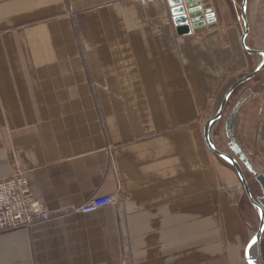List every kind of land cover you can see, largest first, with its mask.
I'll list each match as a JSON object with an SVG mask.
<instances>
[{
    "label": "crops",
    "instance_id": "crops-1",
    "mask_svg": "<svg viewBox=\"0 0 264 264\" xmlns=\"http://www.w3.org/2000/svg\"><path fill=\"white\" fill-rule=\"evenodd\" d=\"M183 2L0 0V179L17 165L53 213L0 234V264H247L256 209L204 128L262 56L242 47V0H208L199 32L173 16ZM245 14L264 51V0ZM222 124L212 145L231 155ZM235 135L264 168V98ZM94 193L116 203L73 211Z\"/></svg>",
    "mask_w": 264,
    "mask_h": 264
},
{
    "label": "water",
    "instance_id": "water-1",
    "mask_svg": "<svg viewBox=\"0 0 264 264\" xmlns=\"http://www.w3.org/2000/svg\"><path fill=\"white\" fill-rule=\"evenodd\" d=\"M202 4H204V9H206V19H204L202 12H201V7H200V2L199 0H184L183 3L172 9V14L173 16L179 18V21H184L185 16L190 17V22L191 26L189 23H185V30L186 32H189L190 27H192L196 32L203 31L204 26L210 25V26H215V22L213 19V13L210 10L208 0H201ZM245 4L246 0H242V9H241V16H242V23H243V33H242V47L243 49L252 55H264V51L262 50H255V49H250L246 46V36L248 32V23L246 20V14H245ZM178 21V19H177ZM217 33V30H214L211 34ZM264 67V58L263 62L256 67V69L250 73L249 75H246L245 77L239 79L234 83V85L229 89V91L226 93L221 106L217 113L207 122L204 128V133L205 137L207 139V143L212 150L213 153L221 156L224 158L226 161H228L232 167L236 170L241 184L244 188L245 194L248 197L249 201L251 204L255 207V209L259 212V227L258 230L256 231L253 239L251 240L250 245L253 243L257 244V255H258V263L255 261V264H263L262 260V255H261V248H260V240H261V233H262V228L264 226V173L256 171L250 160L249 157L244 153L243 149L240 147L236 140V135H235V124H236V119L239 111L241 110L243 104L251 97L250 94H246L240 97V99L235 103V105L232 107V109L229 111L227 117L225 118L224 121V134L227 139V145L230 151L232 152V155L222 153L217 151L211 141V130L214 127V125L217 123V121L222 117L223 109L225 106V101L230 92L239 86L240 84L246 82L248 79L252 78L255 76L262 68ZM246 168V170L251 174L252 178L256 182V184L259 187L260 194L258 196H253L249 185L246 181V178L244 176L243 170L241 166L238 164L237 160ZM246 259H247V264H253L248 256V251L246 253Z\"/></svg>",
    "mask_w": 264,
    "mask_h": 264
},
{
    "label": "built area",
    "instance_id": "built-area-1",
    "mask_svg": "<svg viewBox=\"0 0 264 264\" xmlns=\"http://www.w3.org/2000/svg\"><path fill=\"white\" fill-rule=\"evenodd\" d=\"M199 2L202 15L206 19L204 4L201 0ZM182 22L191 26L188 15ZM115 203L114 196H100L94 193L81 205L74 207L73 211L81 214L96 213ZM52 216L53 213L48 210L44 201L33 197L26 173L17 165L8 176L0 179V234L20 229L31 230L37 225L48 222Z\"/></svg>",
    "mask_w": 264,
    "mask_h": 264
},
{
    "label": "rangeland",
    "instance_id": "rangeland-1",
    "mask_svg": "<svg viewBox=\"0 0 264 264\" xmlns=\"http://www.w3.org/2000/svg\"><path fill=\"white\" fill-rule=\"evenodd\" d=\"M254 56H255V58L258 57L257 55H254ZM256 67L252 71H250L248 74H246V75H249L250 73H252L256 69ZM241 85L243 86V89L241 90L240 95L238 96V98L234 101V103L230 107H228L227 109H225V107H224L223 113H222V117L217 121V123L220 122V120L223 121V124H222L223 132H224V121H225V118L227 117L229 111L232 109V107L240 99L241 96L246 95V94H250L251 97H253V96L257 97V99L264 98V67L255 76H253L252 78L248 79L246 82L240 84L239 86H241ZM225 110H226V113H225ZM223 117H224V119H223ZM214 130H216L215 126L211 130V137L213 135ZM221 159H222L223 162L229 164L232 167V165L228 161H226L224 158L221 157ZM236 160H237V158H236ZM237 162L241 166V168H244V170L250 175V177H252L251 174L246 170V168L238 160H237ZM250 162H251V164H253L251 160H250ZM254 167H255V165L253 166V168ZM255 168L254 169L256 171L258 170L259 172H263L264 173V168H262V169H257V167H255ZM255 216H256V225H255L254 234L258 230L259 223H260L259 212L257 210H256V213H255ZM260 248H261V255H262V260H263L262 263L264 264V226L262 228V233H261ZM256 261L258 263V255H256Z\"/></svg>",
    "mask_w": 264,
    "mask_h": 264
},
{
    "label": "bare ground",
    "instance_id": "bare-ground-1",
    "mask_svg": "<svg viewBox=\"0 0 264 264\" xmlns=\"http://www.w3.org/2000/svg\"><path fill=\"white\" fill-rule=\"evenodd\" d=\"M260 56L262 57H259L258 58V66L263 62V58H264V55L263 54H260ZM255 235V234H254ZM256 255H257V244L253 243L252 245H250L249 247V252H248V256L250 258V261L255 264V261H256ZM257 264V263H256Z\"/></svg>",
    "mask_w": 264,
    "mask_h": 264
}]
</instances>
